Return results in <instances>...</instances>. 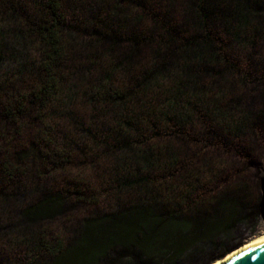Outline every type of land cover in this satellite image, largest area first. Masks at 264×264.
I'll list each match as a JSON object with an SVG mask.
<instances>
[{
	"label": "trees",
	"instance_id": "16d2710c",
	"mask_svg": "<svg viewBox=\"0 0 264 264\" xmlns=\"http://www.w3.org/2000/svg\"><path fill=\"white\" fill-rule=\"evenodd\" d=\"M263 39L264 0H0V209L16 231L6 245L13 233L0 234V258L99 264L121 247L164 264L165 249L184 253L180 235L187 247L224 248L218 238L258 198L206 144L214 131L255 135L260 114L227 83L246 89L264 73L226 49ZM236 154L246 159L240 145ZM134 195L152 199L87 218L72 245L52 229L72 203L123 206Z\"/></svg>",
	"mask_w": 264,
	"mask_h": 264
},
{
	"label": "rangeland",
	"instance_id": "374dc122",
	"mask_svg": "<svg viewBox=\"0 0 264 264\" xmlns=\"http://www.w3.org/2000/svg\"><path fill=\"white\" fill-rule=\"evenodd\" d=\"M230 42V41H229ZM234 43L227 47L228 55L235 61L238 62L241 67L245 70H249L250 74L256 76L257 74L264 73V39L259 41L256 47H245L244 44L233 41ZM146 51L142 52L141 57L145 56ZM229 76H224L221 82H227ZM234 77L230 75L229 78ZM262 80V78H260ZM215 81V80H214ZM220 84V82H219ZM229 90V96H238L232 91L242 90L243 94H239L240 97L234 98V100H239L244 96L245 103L241 104L239 107L244 109L248 113L256 112L260 114L257 117L255 128V135L248 134L243 138H239L237 141L229 140L226 135L214 131L209 134L211 138L210 142L207 140V154L213 155V151L226 153V160L229 163V168L233 171L235 175V183H245L248 185V190L253 194V199H257L256 209L252 208L250 211L249 218L244 221L243 224L237 225L234 230L230 233L228 238L223 239L221 236L218 241H222L224 248L213 250L208 247L205 243H197L193 247L186 246V240L182 241L184 238L182 235L176 241L178 247L183 246L184 253L181 254L180 258H175L172 254V250L165 249L164 253V264H213L216 260L222 257L230 249L235 248L237 245H243L248 241L252 240L254 237L264 233V218L259 211V203H261L262 198V181L261 178L264 176V80L257 81L253 84H249L246 89L241 86L236 87L227 83ZM207 89H212V91H217L220 89L219 85L215 82L209 81L206 83ZM231 87V88H230ZM228 90V91H229ZM219 130L218 128H214ZM203 131L200 126H198L196 132H194L195 138L202 139ZM198 141V140H197ZM219 144L223 149L217 148ZM241 148L245 151L247 156L246 159H242L239 154H236V149ZM198 147V143L195 145ZM232 160V162L230 161ZM231 166V167H230ZM23 199V197H21ZM152 198L150 196L137 197V195L128 199L127 204L123 206H118L113 204L112 206L105 205L101 206H85L82 203H72L75 207L68 210L65 215V219H61L52 229L55 234L59 233L68 245H72L77 239L84 234L85 230V220L87 218H97L103 217L109 214H117V212L122 208L132 210L138 205H148ZM256 201V200H255ZM133 211V210H132ZM6 218L2 209H0V234L6 235L13 233L6 237H3L1 243L5 244L9 242L14 236L15 232H8L11 227L5 228ZM164 245H169L172 243L170 239L166 242H162ZM8 247H11L9 245ZM181 248V247H180ZM163 249V248H162ZM116 250L119 253L110 252L107 258L101 259L99 264H160L155 261H151L148 257L144 255H139L138 250L134 249L130 251L129 249H123L119 247ZM155 256V255H153ZM174 257V258H173ZM154 259V257H152ZM0 264H23L22 262L10 259L6 256L0 258ZM162 264V263H161Z\"/></svg>",
	"mask_w": 264,
	"mask_h": 264
},
{
	"label": "water",
	"instance_id": "95a60500",
	"mask_svg": "<svg viewBox=\"0 0 264 264\" xmlns=\"http://www.w3.org/2000/svg\"><path fill=\"white\" fill-rule=\"evenodd\" d=\"M262 198L261 203H259V211L264 218V178L262 179ZM264 220V219H263ZM244 245V244H243ZM242 245H237L235 248L230 249L226 252L223 257H225L229 252H232L236 248H240ZM220 264H264V240L256 244H252L245 249L235 252L224 262Z\"/></svg>",
	"mask_w": 264,
	"mask_h": 264
},
{
	"label": "bare ground",
	"instance_id": "6f19581e",
	"mask_svg": "<svg viewBox=\"0 0 264 264\" xmlns=\"http://www.w3.org/2000/svg\"><path fill=\"white\" fill-rule=\"evenodd\" d=\"M264 240V235H262L261 237H259V238H257V239H254V240H252V241H250V242H248L247 244H245L244 246H242L241 248H238V249H235L234 251H232L225 259H221V260H219L217 263H215V264H220L222 261L224 262L227 258H229L232 254H234L235 252H237V251H240V250H242V249H245L246 247H249L250 245H252V244H256V243H258V242H260V241H263Z\"/></svg>",
	"mask_w": 264,
	"mask_h": 264
},
{
	"label": "flooded vegetation",
	"instance_id": "af4514ba",
	"mask_svg": "<svg viewBox=\"0 0 264 264\" xmlns=\"http://www.w3.org/2000/svg\"><path fill=\"white\" fill-rule=\"evenodd\" d=\"M263 178H264V176L261 178V181H262Z\"/></svg>",
	"mask_w": 264,
	"mask_h": 264
}]
</instances>
